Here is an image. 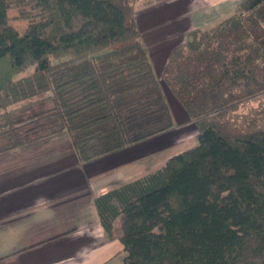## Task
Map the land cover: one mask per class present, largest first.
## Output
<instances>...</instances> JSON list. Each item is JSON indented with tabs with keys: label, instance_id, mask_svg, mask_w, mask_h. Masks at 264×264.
<instances>
[{
	"label": "trees",
	"instance_id": "1",
	"mask_svg": "<svg viewBox=\"0 0 264 264\" xmlns=\"http://www.w3.org/2000/svg\"><path fill=\"white\" fill-rule=\"evenodd\" d=\"M173 1L25 0L20 33L0 0V154L67 133L85 164L168 132L163 81L198 143L97 197L106 234L124 264H264V107L229 119L264 95V0L189 31L160 79L139 16Z\"/></svg>",
	"mask_w": 264,
	"mask_h": 264
},
{
	"label": "crops",
	"instance_id": "2",
	"mask_svg": "<svg viewBox=\"0 0 264 264\" xmlns=\"http://www.w3.org/2000/svg\"><path fill=\"white\" fill-rule=\"evenodd\" d=\"M241 1L189 0L179 10L173 6L188 23L181 33H188L217 25ZM173 129L85 164L67 133L1 153L0 264H124L119 221H114L115 238H109L95 200L185 151L179 147L186 132L170 141L177 133ZM154 146L161 150L149 155Z\"/></svg>",
	"mask_w": 264,
	"mask_h": 264
},
{
	"label": "rangeland",
	"instance_id": "3",
	"mask_svg": "<svg viewBox=\"0 0 264 264\" xmlns=\"http://www.w3.org/2000/svg\"><path fill=\"white\" fill-rule=\"evenodd\" d=\"M24 1L25 0H10L11 8L8 12L10 24L13 25L20 33L25 31L29 23L21 13V8L25 7ZM188 1L189 0H179L177 1L178 3H168L161 7L160 10H152L151 12L139 16V27L142 33H144V41L149 48L150 57L152 62L155 64V70L160 79H162L164 74V64L168 62L167 59L172 49L178 46L179 43H183L186 39L187 32L181 33V31H183V28L185 27L188 29V23L185 21L186 19H182L181 14L177 15L178 13H174L175 8L173 5H176L175 7L178 6L177 10H179V7H182L184 4H186L182 2ZM180 12L182 13V11ZM162 84L176 122L174 127L175 129H173V131H176L177 133L175 135H173L174 133H171L172 137H170V141L174 140L176 136L186 132L187 135L182 138V145L179 147V149H190L191 147L196 146L198 143V129L189 119L184 108L173 96L167 85H165L163 81ZM261 107H264V95L243 102L237 111L230 114L229 119H238L241 116L250 114L255 109ZM188 122H190V125H188ZM159 150H161L160 147L154 146L151 147L147 152L149 155H151L152 153Z\"/></svg>",
	"mask_w": 264,
	"mask_h": 264
}]
</instances>
